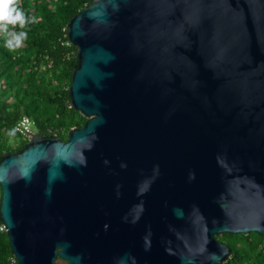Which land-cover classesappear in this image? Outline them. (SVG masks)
Returning <instances> with one entry per match:
<instances>
[{
	"label": "water",
	"instance_id": "1",
	"mask_svg": "<svg viewBox=\"0 0 264 264\" xmlns=\"http://www.w3.org/2000/svg\"><path fill=\"white\" fill-rule=\"evenodd\" d=\"M68 138L0 162L17 264H222L264 235V0H93L66 27Z\"/></svg>",
	"mask_w": 264,
	"mask_h": 264
},
{
	"label": "trees",
	"instance_id": "2",
	"mask_svg": "<svg viewBox=\"0 0 264 264\" xmlns=\"http://www.w3.org/2000/svg\"><path fill=\"white\" fill-rule=\"evenodd\" d=\"M92 2L20 0L31 22L24 29L19 25L9 27L17 32L27 31L28 39L23 47L9 51L4 46L5 37L0 35V162L4 154L19 152L28 142L15 131L24 115L35 121L37 131L46 138L66 140L70 129L85 124L87 117L71 106L69 87L78 58L66 27L75 14ZM216 237L232 251L222 264H264L263 234L222 233ZM0 264H17L7 231L1 230Z\"/></svg>",
	"mask_w": 264,
	"mask_h": 264
},
{
	"label": "clouds",
	"instance_id": "3",
	"mask_svg": "<svg viewBox=\"0 0 264 264\" xmlns=\"http://www.w3.org/2000/svg\"><path fill=\"white\" fill-rule=\"evenodd\" d=\"M30 22L31 19L20 6V0H0V35L5 37L4 46L9 51L23 47L28 39L27 31H13L9 26L14 28L19 25L20 29H24Z\"/></svg>",
	"mask_w": 264,
	"mask_h": 264
},
{
	"label": "built area",
	"instance_id": "4",
	"mask_svg": "<svg viewBox=\"0 0 264 264\" xmlns=\"http://www.w3.org/2000/svg\"><path fill=\"white\" fill-rule=\"evenodd\" d=\"M34 126L35 121L28 115H24L15 125V131L22 137L29 139L34 134ZM0 230L7 231V227L4 223L0 226Z\"/></svg>",
	"mask_w": 264,
	"mask_h": 264
},
{
	"label": "rangeland",
	"instance_id": "5",
	"mask_svg": "<svg viewBox=\"0 0 264 264\" xmlns=\"http://www.w3.org/2000/svg\"><path fill=\"white\" fill-rule=\"evenodd\" d=\"M33 130H34V133H37L38 132L35 126L33 127ZM14 140H16V139L11 138V141H14ZM0 199H1V187H0ZM59 264H65V262L60 261Z\"/></svg>",
	"mask_w": 264,
	"mask_h": 264
},
{
	"label": "flooded vegetation",
	"instance_id": "6",
	"mask_svg": "<svg viewBox=\"0 0 264 264\" xmlns=\"http://www.w3.org/2000/svg\"><path fill=\"white\" fill-rule=\"evenodd\" d=\"M59 259H57V261H56V263L55 264H57V263H59L60 261H58ZM62 260H64V259H62ZM63 262H65V264H66V262H68L67 260H64ZM69 263V262H68Z\"/></svg>",
	"mask_w": 264,
	"mask_h": 264
}]
</instances>
